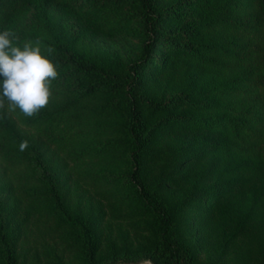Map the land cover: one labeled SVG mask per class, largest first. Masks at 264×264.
Listing matches in <instances>:
<instances>
[{"label":"rangeland","instance_id":"374dc122","mask_svg":"<svg viewBox=\"0 0 264 264\" xmlns=\"http://www.w3.org/2000/svg\"><path fill=\"white\" fill-rule=\"evenodd\" d=\"M21 1L20 7L0 20V31L15 34L14 46L38 39L42 54L47 55L49 46L54 49L48 58L73 59L92 70L88 76L70 77L74 88L69 91L51 83L48 105L38 113L56 109L68 99L94 107L82 109L78 122L61 125L47 120L23 126L13 116L17 129L35 146L37 161L27 177L15 174L0 159L1 230L12 252L7 261L9 253L0 243V264H85L75 243L78 227L59 228L53 234L57 219L47 216L50 204L26 194L35 187L46 190L29 179L32 174L37 181L49 176L66 213L88 224L96 241L93 264H152L142 257L159 253L152 231L154 217L138 216L134 203L122 196L129 191L123 178L129 168V139L121 77L126 62L140 52L137 4L134 0ZM231 1L227 5L240 14L253 4ZM154 3L182 9L163 21L164 29L189 24L198 30L210 14L208 0ZM208 32L230 35L229 39L235 35L223 27ZM164 35L175 48L188 40L181 32ZM151 56L155 64L165 57V64L143 67L147 78L133 89L139 95L141 134L146 137L141 180L168 209L175 240L192 254L193 264H264V103L260 90L250 91L246 85L245 92L228 90L230 82L224 81L236 77L243 64L207 66L162 44L153 47ZM68 67L64 62L56 68L58 75ZM95 83V91L81 94L85 86ZM153 104L159 105L157 109ZM228 112L234 119H250L236 137L230 126L210 117ZM178 116L182 119L173 118ZM65 127L71 128L62 135ZM82 148L89 150L84 158L69 156Z\"/></svg>","mask_w":264,"mask_h":264},{"label":"trees","instance_id":"16d2710c","mask_svg":"<svg viewBox=\"0 0 264 264\" xmlns=\"http://www.w3.org/2000/svg\"><path fill=\"white\" fill-rule=\"evenodd\" d=\"M122 3L124 0H113L114 2ZM252 1L249 8L243 13H235L233 9L227 5L232 3L231 0H208L206 5L210 11L207 20L198 25V30L195 26L184 24L178 28L164 29L162 23L164 20L173 18L181 12L180 6L174 9H167L155 5L154 0H134L138 7V26L141 32L142 41L140 52L135 59L128 60L125 64V72L121 77L122 91L124 99L126 100V116L127 123L125 132L129 139L127 145V157L129 161V168L123 178L126 177V186L128 192L122 195L136 206L138 216L150 215L154 217L152 231L159 246V253H149L144 255L142 259L148 258L152 264H193L192 254L184 249L175 240L171 217L166 206L150 192L144 182L141 180V159L145 152L146 137L141 134L143 128V118L140 110L137 107L139 95L133 89L138 87L147 78L142 74L143 67L156 65L162 67L165 64V57L159 59L158 63H154V58L151 56L153 47L162 44L170 46L175 53H185L190 55L193 59L206 63L207 66L214 64L218 65L221 62H230L238 66L243 64V67L238 71V75L224 83L230 82L228 90L233 92H245L243 86H247L250 91L260 90V99L264 103V36L260 35V31L264 29V0H247ZM24 1L21 0H0V20L7 17L10 13L20 7ZM190 4V3H189ZM185 4L182 2V7ZM172 8V7H171ZM223 27L232 30L233 39H229L230 35H215L209 33L208 30ZM195 29V30H194ZM166 30V31H165ZM264 31V30H263ZM167 32L169 35L182 33L187 36L188 40L184 44L171 46V41L164 35ZM250 34L247 38L242 37L243 33ZM242 38V39H241ZM172 48V49H171ZM181 51V52H179ZM58 69L64 62L68 63L67 71L62 75H57V78L51 83L54 87H61L62 90L74 88L69 82L70 77L88 76L92 71L90 67H82L79 62L71 59L49 58ZM226 63V65L228 64ZM224 64V63H221ZM120 78V79H121ZM98 83L85 86L81 94H90L95 91ZM93 88H95L93 90ZM80 93V92H78ZM180 99V97H177ZM141 100V98H140ZM151 103L149 104V106ZM158 104H153V108L157 109ZM162 105V104H161ZM90 106L79 104L77 101H67L57 104L56 109H51L45 114L36 113L32 117H27L18 109L16 111H7V102L5 110L0 113V159L4 165H7L15 174L26 175L28 170L34 167L33 162L37 161V152L35 146L29 142L28 136L20 132L16 127V121L13 116L18 119L19 124L23 126H34L39 122L47 121L54 122L61 125L69 122H78L81 118L80 111ZM94 106L90 107L93 108ZM164 107V106H162ZM161 107V108H162ZM97 109V107H95ZM98 110V109H97ZM248 107L246 108V111ZM81 115V116H80ZM214 122L226 123L233 131L234 136L240 134V129L246 128L249 123L248 119L236 118L230 116L229 112L225 115H210ZM174 119H182V116L173 117ZM256 120H259L256 119ZM72 126V125H71ZM57 128V127H56ZM71 127H65V131H60L62 135L68 134ZM58 129V128H57ZM28 141L29 147L24 151L19 150V145L22 141ZM92 147V146H91ZM88 148H82L79 151L70 152L69 156L72 159H82L88 153ZM35 183L45 187V191L30 189L27 191L28 196L41 197L45 199L50 206H48L49 217L56 216V225L51 228V232L59 228H66L68 226L78 227L80 234L77 235L75 243L80 247L82 253V261L85 264H93L96 241L90 231L87 223L82 222L76 216H70L66 210L61 206L58 197L55 194V186L49 176H43L38 179L32 174L29 177ZM70 225H69V224ZM0 243L4 245V250L7 254L10 252L9 242L7 243L1 230L0 222ZM71 245H67L69 248ZM12 253V252H10ZM7 255V261H10L11 255ZM140 259V260H142Z\"/></svg>","mask_w":264,"mask_h":264},{"label":"clouds","instance_id":"9594fccd","mask_svg":"<svg viewBox=\"0 0 264 264\" xmlns=\"http://www.w3.org/2000/svg\"><path fill=\"white\" fill-rule=\"evenodd\" d=\"M15 34L10 30L0 31V113L17 109L32 117L48 105L51 81L57 78L54 63L48 58L54 49L48 47L42 54L40 40L27 41L22 47L14 46ZM29 147L24 140L19 150Z\"/></svg>","mask_w":264,"mask_h":264},{"label":"water","instance_id":"95a60500","mask_svg":"<svg viewBox=\"0 0 264 264\" xmlns=\"http://www.w3.org/2000/svg\"><path fill=\"white\" fill-rule=\"evenodd\" d=\"M143 264H147V263H143Z\"/></svg>","mask_w":264,"mask_h":264}]
</instances>
